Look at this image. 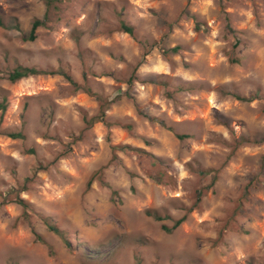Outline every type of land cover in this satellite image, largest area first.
Returning <instances> with one entry per match:
<instances>
[{"label": "rangeland", "instance_id": "1", "mask_svg": "<svg viewBox=\"0 0 264 264\" xmlns=\"http://www.w3.org/2000/svg\"><path fill=\"white\" fill-rule=\"evenodd\" d=\"M0 21V264H264V0H0Z\"/></svg>", "mask_w": 264, "mask_h": 264}, {"label": "trees", "instance_id": "2", "mask_svg": "<svg viewBox=\"0 0 264 264\" xmlns=\"http://www.w3.org/2000/svg\"><path fill=\"white\" fill-rule=\"evenodd\" d=\"M2 25L3 24L0 21V26H2ZM41 25H42V22H40V21L34 22L33 27H32V30H31V33H30V36L28 37V40L29 41H35V39H36V30ZM122 27H123V29L127 33L133 35V29L132 28H129V27H126V26H122ZM175 50H177V49H175ZM57 73L58 74H62L70 82L74 83V81L71 80L67 74H65V73H63L61 71L60 72L44 71V70H41V69H37L35 67H18L12 73L9 74L8 79L11 82L15 83V82H18V81H20L22 79L29 78L31 76H38V75H56ZM133 79L134 78H132V80ZM235 97L238 100H240V101H249V100L251 101L253 99V98H245V97H241V96H235ZM0 108H2V110H5V106L4 105L0 106ZM86 121L89 122V120H86ZM101 121H104V116H102ZM10 137L13 138V139H18V138H23V135L21 133L20 134L17 133V134H11ZM183 137L184 136H181L180 138L183 139ZM114 149H120V147L118 146V147H115ZM15 202L23 205L24 207H27V204H26V202L23 199H19V200L15 201ZM147 214L150 215V216H153L154 215L150 211H148ZM155 218L157 220H159V221L162 220V218L160 216H155ZM185 220H186V217H183V218L179 219L175 223V225H174V227L172 229H168L166 227H164V229L167 230V231H172L174 229H177L178 227H180L185 222ZM44 221H45L46 225L48 226V228L52 232L56 233L59 236H63V232H61V230L55 224H53L49 218H45ZM37 239L39 241H41V239H40L39 236H37Z\"/></svg>", "mask_w": 264, "mask_h": 264}]
</instances>
